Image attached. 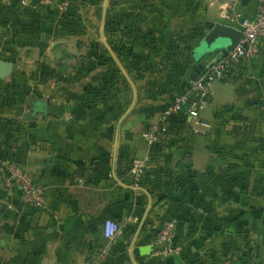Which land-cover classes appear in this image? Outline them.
<instances>
[{
    "label": "crops",
    "instance_id": "0c3cea01",
    "mask_svg": "<svg viewBox=\"0 0 264 264\" xmlns=\"http://www.w3.org/2000/svg\"><path fill=\"white\" fill-rule=\"evenodd\" d=\"M221 1L0 0V53L20 23L17 39L36 33L51 52L42 74L65 84L53 99L29 100L19 142L5 139L13 118L0 114V162H17L42 191L41 204H28L0 180V264H264V39L211 83L207 127L186 117L135 188L127 172L143 154L141 132L191 77L199 39L215 22L237 27ZM255 5L234 9L247 17ZM105 219L122 227L112 242ZM168 220L180 252L156 255Z\"/></svg>",
    "mask_w": 264,
    "mask_h": 264
},
{
    "label": "built area",
    "instance_id": "2783aa9c",
    "mask_svg": "<svg viewBox=\"0 0 264 264\" xmlns=\"http://www.w3.org/2000/svg\"><path fill=\"white\" fill-rule=\"evenodd\" d=\"M240 0H222L221 7L227 19L236 21L240 37L233 47L213 59L195 78L167 103L157 116L141 132L143 154L133 157L127 165V172L135 181L145 172L150 157L157 152L160 138L168 132V121L175 114H183L192 121V125L207 127L200 119V112L206 104L210 85L214 81L226 79L233 66L240 60H249L258 52V42L264 39V0H256L255 10L251 16L243 17L234 7ZM0 180L4 187L15 185L23 202L38 205L42 202V191L35 185L29 174L13 161L0 162ZM174 221L168 220L158 227L152 247L154 254L160 256L175 255L180 252V246L173 242ZM101 236L108 242L114 241L122 234V227L113 220L105 219L101 226Z\"/></svg>",
    "mask_w": 264,
    "mask_h": 264
},
{
    "label": "rangeland",
    "instance_id": "374dc122",
    "mask_svg": "<svg viewBox=\"0 0 264 264\" xmlns=\"http://www.w3.org/2000/svg\"><path fill=\"white\" fill-rule=\"evenodd\" d=\"M20 28V23H14L12 27L14 33L10 41L11 50L7 53H0V56L6 57L7 61L12 63L10 75L0 82V114L4 116L7 113L13 118V121H11L13 128L11 136L5 133L2 134L6 135L5 139L11 143L21 140V137L16 141L13 138H15V133L18 136L22 131L21 121L24 118L23 116L25 113L28 114L30 112L29 100L47 97L53 99L59 93L60 86L65 85L64 83H59L56 78L57 74L54 71L46 73L47 70H44L43 72L45 73L42 74L41 63L47 61V64L51 65V52L48 50L44 52L42 48H38L36 33L28 40L17 39L15 34H20L18 31ZM2 42L3 40L0 38V45H3ZM61 72L67 75L70 70L67 67L62 69ZM41 77L45 78V83H39L42 80ZM62 93V95L66 94V89H62ZM22 100L26 101V103L23 104L22 112H20V102Z\"/></svg>",
    "mask_w": 264,
    "mask_h": 264
},
{
    "label": "water",
    "instance_id": "95a60500",
    "mask_svg": "<svg viewBox=\"0 0 264 264\" xmlns=\"http://www.w3.org/2000/svg\"><path fill=\"white\" fill-rule=\"evenodd\" d=\"M239 37L240 31L236 27L222 22L213 23L192 49V57L195 62L191 77L195 78L213 59L229 51ZM10 71L11 63L0 59V78L8 76ZM262 223H264V216ZM95 235L98 238L100 232H96Z\"/></svg>",
    "mask_w": 264,
    "mask_h": 264
},
{
    "label": "trees",
    "instance_id": "16d2710c",
    "mask_svg": "<svg viewBox=\"0 0 264 264\" xmlns=\"http://www.w3.org/2000/svg\"><path fill=\"white\" fill-rule=\"evenodd\" d=\"M243 17H245V16H243ZM192 73V72H191ZM192 77H187V81L186 80H184V82H183V87L181 88V90L188 84V80L189 79H191ZM180 90V91H181ZM179 91V92H180ZM178 92V93H179ZM177 94V93H176ZM176 94H174V95H176ZM171 101V100H170ZM169 101V102H170ZM168 102V103H169ZM167 104V103H166ZM166 104H164V106L166 105ZM163 106V107H164ZM162 107V108H163ZM32 108H34V109H36V110H42V109H44V108H46V103L45 102H43V101H40V100H36L33 104H32ZM161 108V109H162ZM161 111V110H160ZM185 116L183 115V114H175V115H173L170 119H169V121H168V132H165L164 134L165 135H170L169 137L171 138L173 135H174V132H175V130H176V128L177 127H181V126H183V125H185ZM163 138H160V141H159V144H158V148L156 149V151L157 150H160V144H161V140H162ZM156 153V152H155ZM155 153H153L152 155H151V157H150V161L152 160V156L155 154ZM15 163H17V162H15Z\"/></svg>",
    "mask_w": 264,
    "mask_h": 264
}]
</instances>
